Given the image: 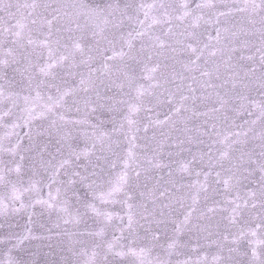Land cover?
Instances as JSON below:
<instances>
[{
	"label": "snow or ice",
	"instance_id": "snow-or-ice-1",
	"mask_svg": "<svg viewBox=\"0 0 264 264\" xmlns=\"http://www.w3.org/2000/svg\"><path fill=\"white\" fill-rule=\"evenodd\" d=\"M0 133V264H264V0H0Z\"/></svg>",
	"mask_w": 264,
	"mask_h": 264
},
{
	"label": "water",
	"instance_id": "water-1",
	"mask_svg": "<svg viewBox=\"0 0 264 264\" xmlns=\"http://www.w3.org/2000/svg\"><path fill=\"white\" fill-rule=\"evenodd\" d=\"M99 2V0H98ZM135 2L138 4L140 3V0H135ZM145 2H152V0H145ZM142 18V17H141ZM214 35V32H213ZM97 115L100 117V119L103 120H108L109 119V115L106 112H102V113H97ZM72 118H76L75 116V112L73 111L72 114ZM162 118V117H161ZM191 126V125H190ZM107 130H110L111 125L108 124L106 125ZM27 129H23V131H26ZM2 134V133H0ZM149 135H151V133H149ZM141 143H145L144 141H141ZM78 147L80 149H83L85 147V143L83 140H80L78 142ZM126 147V145H125ZM187 147V146H186ZM194 147V146H193ZM195 150V149H194ZM54 151V149H53ZM187 152L183 153L182 156L180 157H176L175 159L179 160L182 157H187ZM190 159V157H188ZM83 163V158L82 161ZM27 167V166H26ZM175 167V165H174ZM120 171V167L118 166L116 169V172ZM167 171V170H165ZM115 173H113L114 175ZM164 173H159V175H163ZM26 179V177H25ZM195 179V176H185V180L183 182L187 183L190 182L192 180ZM247 183V182H245ZM44 195L45 197L47 196V192L48 189L44 188ZM54 191V189H53ZM243 191H241V194H243ZM99 205V202H97ZM101 207H103L102 205H100ZM109 208H112L113 210H118L119 209V205L116 206H112L109 205ZM178 207V206H177ZM41 209L39 206L36 207L35 212H36V216L33 218V222L31 224L28 223V219L27 216L24 215H20L14 218V223H16L18 225V227L15 228V231L21 234H26V229H31L32 234L33 235H41V234H45L48 230V228L53 227L54 222L56 221V214L55 213H51L49 214L48 212H43V214H41ZM182 219V217H181ZM41 225H43V227H41ZM7 231V229H0V235L5 234ZM117 235H119V233H117ZM109 238H111V233H109ZM166 238H162L161 243H166ZM47 241H39V240H25L23 247L32 251H35L37 246H40V255L38 257L40 264H44L46 259H51V257H45L44 253L48 252L49 249L44 246L46 245ZM179 243L184 245L186 244L187 247H184L181 249L180 254L177 255L176 253H173V255L171 257H167L168 259H171L172 264H177V261H189L190 264H196V262L198 260L200 261H206L207 264H212V258L213 256L218 254V250L216 248V246L211 242V241H207L204 239H200L199 241L197 240V237L195 235H192L191 237L188 234H181L179 237ZM10 247V245H9ZM246 242L242 244L241 246V250L243 251L244 248H246ZM3 248H0V251H3ZM10 255L13 256H19V250L18 249H13L12 253H10ZM5 259L4 256H0V260Z\"/></svg>",
	"mask_w": 264,
	"mask_h": 264
}]
</instances>
